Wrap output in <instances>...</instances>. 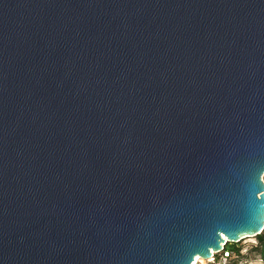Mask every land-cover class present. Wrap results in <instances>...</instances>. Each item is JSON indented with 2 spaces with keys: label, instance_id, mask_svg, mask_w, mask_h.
<instances>
[{
  "label": "water",
  "instance_id": "95a60500",
  "mask_svg": "<svg viewBox=\"0 0 264 264\" xmlns=\"http://www.w3.org/2000/svg\"><path fill=\"white\" fill-rule=\"evenodd\" d=\"M263 176L264 0H0V264H194Z\"/></svg>",
  "mask_w": 264,
  "mask_h": 264
},
{
  "label": "rangeland",
  "instance_id": "374dc122",
  "mask_svg": "<svg viewBox=\"0 0 264 264\" xmlns=\"http://www.w3.org/2000/svg\"><path fill=\"white\" fill-rule=\"evenodd\" d=\"M258 242L259 240L257 236L253 235L251 237L241 239L237 243H233L236 246L241 247V254L243 255L242 258L247 260L245 264H264V249L258 245ZM221 254H219V257ZM197 264L210 263H208L206 260H200Z\"/></svg>",
  "mask_w": 264,
  "mask_h": 264
},
{
  "label": "built area",
  "instance_id": "2783aa9c",
  "mask_svg": "<svg viewBox=\"0 0 264 264\" xmlns=\"http://www.w3.org/2000/svg\"><path fill=\"white\" fill-rule=\"evenodd\" d=\"M225 245L226 243L223 244V249L220 252H213L212 256L206 259V261L210 264H245L247 262V260L243 259L242 257H237L235 253L227 250ZM219 254H221L220 257Z\"/></svg>",
  "mask_w": 264,
  "mask_h": 264
},
{
  "label": "trees",
  "instance_id": "16d2710c",
  "mask_svg": "<svg viewBox=\"0 0 264 264\" xmlns=\"http://www.w3.org/2000/svg\"><path fill=\"white\" fill-rule=\"evenodd\" d=\"M257 238L259 240L258 245L264 249V232L262 234L257 235ZM225 247L227 248V250L235 253L237 257H243V255L241 254V247H238L230 242L226 243Z\"/></svg>",
  "mask_w": 264,
  "mask_h": 264
},
{
  "label": "bare ground",
  "instance_id": "6f19581e",
  "mask_svg": "<svg viewBox=\"0 0 264 264\" xmlns=\"http://www.w3.org/2000/svg\"><path fill=\"white\" fill-rule=\"evenodd\" d=\"M200 260H204L203 258H201V257H199V256H197L196 258H195V260H194V264H197ZM206 260V259H205ZM204 260V261H205ZM203 262V261H202Z\"/></svg>",
  "mask_w": 264,
  "mask_h": 264
}]
</instances>
